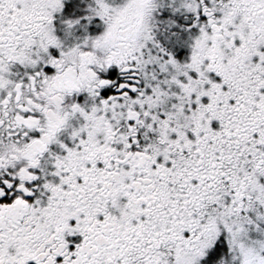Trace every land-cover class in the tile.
I'll return each instance as SVG.
<instances>
[{
  "label": "snow or ice",
  "instance_id": "snow-or-ice-1",
  "mask_svg": "<svg viewBox=\"0 0 264 264\" xmlns=\"http://www.w3.org/2000/svg\"><path fill=\"white\" fill-rule=\"evenodd\" d=\"M0 264H264V0H0Z\"/></svg>",
  "mask_w": 264,
  "mask_h": 264
}]
</instances>
